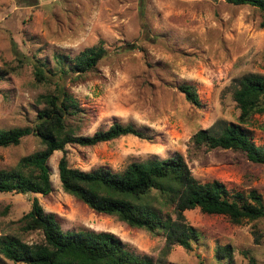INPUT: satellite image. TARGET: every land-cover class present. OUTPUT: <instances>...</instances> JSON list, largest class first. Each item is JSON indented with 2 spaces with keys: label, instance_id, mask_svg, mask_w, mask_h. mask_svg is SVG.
Wrapping results in <instances>:
<instances>
[{
  "label": "rangeland",
  "instance_id": "rangeland-1",
  "mask_svg": "<svg viewBox=\"0 0 264 264\" xmlns=\"http://www.w3.org/2000/svg\"><path fill=\"white\" fill-rule=\"evenodd\" d=\"M262 19L259 9L224 0H0V129L33 126L44 105L40 95L56 92L60 83L78 102L79 112L68 120L76 134L91 135L120 122L149 137L66 145L71 167L120 171L131 162L177 152L199 182L217 180L243 193L255 189L264 201V165L239 150L192 141L200 129L237 122L239 110L232 98L236 78L264 75ZM98 44L106 54L94 69L79 76L69 72L57 81L55 53L75 56ZM40 69L48 80L38 78ZM193 71L202 72L208 85L191 79ZM182 81L195 87L201 106L189 103L178 90ZM244 127L256 145L264 146V113L254 114ZM40 147L34 134L17 145L0 146V167L11 168ZM62 155L56 150L47 161L52 187L47 195L0 193V235L41 242V231H24L19 220L37 198L63 230L114 233L160 264H227L216 258L215 249L228 244L231 264H264V217L234 223L224 215L187 210L185 221L199 232L198 239L190 249L166 248L163 234L97 213L64 192L57 171ZM99 225L106 228L98 230ZM0 264L24 263L0 255Z\"/></svg>",
  "mask_w": 264,
  "mask_h": 264
},
{
  "label": "trees",
  "instance_id": "trees-1",
  "mask_svg": "<svg viewBox=\"0 0 264 264\" xmlns=\"http://www.w3.org/2000/svg\"><path fill=\"white\" fill-rule=\"evenodd\" d=\"M234 5H250L263 13L264 0H224ZM102 44L87 47L75 56L54 54L55 73L71 72L82 75L95 68L104 57ZM40 80L49 76L40 69ZM232 98L239 115L236 123L219 121L192 137L196 144L208 148L233 149L243 152L254 163L264 165V146L256 145L244 125L254 114L264 113V75L247 73L234 80ZM185 99L201 106L195 87L182 81L177 86ZM44 105L36 114L33 126L0 129V146H14L30 134L40 140L41 147L19 158L11 168L0 167V193L47 195L52 187L49 157L56 150L63 152L57 163L58 179L64 192L74 196L97 213L115 216L127 225L149 233L163 234L165 247L179 245L190 249L199 232L186 223L184 212L198 208L207 214L227 216L232 222L264 217L261 193L251 189L246 193L230 191L222 182H199L191 173L184 157L175 152L165 158H151L131 162L120 171L97 167L88 171L68 164L66 145L94 146L120 136L149 138L147 133L130 123L113 122L106 129L91 135L76 134L68 122L79 112L78 102L60 83L56 92L40 95ZM24 231L39 230L43 240L27 243L15 235H0V255L24 264H160L148 255H140L107 231L63 230L55 215L43 210L33 198L30 210L20 219ZM256 241L257 237H256ZM233 249L230 244L215 249L217 259L231 264Z\"/></svg>",
  "mask_w": 264,
  "mask_h": 264
},
{
  "label": "bare ground",
  "instance_id": "bare-ground-1",
  "mask_svg": "<svg viewBox=\"0 0 264 264\" xmlns=\"http://www.w3.org/2000/svg\"><path fill=\"white\" fill-rule=\"evenodd\" d=\"M190 78L203 84V85H208V80H207V77L204 76V74L202 72H199V71H193L191 72L190 74ZM99 224V223H98ZM103 224V223H102ZM98 230H101V229H105L106 227L102 226V225H99L97 226ZM117 233V232H116Z\"/></svg>",
  "mask_w": 264,
  "mask_h": 264
},
{
  "label": "water",
  "instance_id": "water-1",
  "mask_svg": "<svg viewBox=\"0 0 264 264\" xmlns=\"http://www.w3.org/2000/svg\"><path fill=\"white\" fill-rule=\"evenodd\" d=\"M50 182H51V180H50ZM114 234V233H113Z\"/></svg>",
  "mask_w": 264,
  "mask_h": 264
}]
</instances>
